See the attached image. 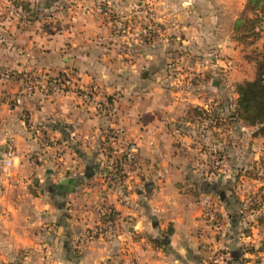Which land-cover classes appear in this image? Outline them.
Masks as SVG:
<instances>
[{
  "label": "crops",
  "instance_id": "obj_1",
  "mask_svg": "<svg viewBox=\"0 0 264 264\" xmlns=\"http://www.w3.org/2000/svg\"><path fill=\"white\" fill-rule=\"evenodd\" d=\"M245 1L0 0V70L13 75H0V264H246L234 221L251 201L249 218L264 215V177L244 175L264 139L233 113V85L254 78L232 39ZM115 130L117 149L139 152L113 176ZM233 182L259 198L237 204Z\"/></svg>",
  "mask_w": 264,
  "mask_h": 264
},
{
  "label": "trees",
  "instance_id": "obj_2",
  "mask_svg": "<svg viewBox=\"0 0 264 264\" xmlns=\"http://www.w3.org/2000/svg\"><path fill=\"white\" fill-rule=\"evenodd\" d=\"M263 24L264 0H246L243 10L232 25V39L244 47L252 46L259 39ZM252 61H254V78L251 81L233 85L234 93L237 95L233 113L235 119L240 120L244 126L255 128L252 134L253 138L264 139V46L262 51L256 52V57ZM190 113L200 118L202 116V112L196 108H190L188 114ZM107 137L110 138L111 135L108 134ZM262 152L264 154V144ZM263 161L260 159L259 164ZM118 163H114L112 170L109 171L113 176L114 174L118 175L121 171V166ZM254 171L255 167L253 170L246 171L244 175L256 179L258 176ZM263 221L261 219L260 222ZM257 251L264 252V243ZM248 252L252 253L253 249Z\"/></svg>",
  "mask_w": 264,
  "mask_h": 264
},
{
  "label": "rangeland",
  "instance_id": "obj_3",
  "mask_svg": "<svg viewBox=\"0 0 264 264\" xmlns=\"http://www.w3.org/2000/svg\"><path fill=\"white\" fill-rule=\"evenodd\" d=\"M240 46H243V45L240 44ZM253 49H254V45L251 47H248V48L245 47L244 49L241 50L242 55L241 54L240 55L245 57V58H249L250 60H252L256 57V52H257V51H254L255 49L254 50ZM262 50H263V45H262ZM0 75L4 78H10L11 76H13L9 72H3L1 70H0ZM43 77H42L41 85H42V83L44 84V82L46 83L47 77H45V78H43ZM49 80H52V78H49ZM69 82L71 85L72 79H69ZM262 147H263V145H262ZM262 159L264 160V154L262 156ZM259 161H260V159H259ZM257 166H259L258 169L255 168L257 176L260 178L264 177V161L260 164L258 162ZM251 170H253V168ZM249 179H251V178H249ZM256 179H258V178H256ZM231 186H232V188L234 187L233 189L231 188L230 191H232L233 196H234L237 204L243 205L245 200H248L250 198H259V194H258L259 190H258V186H256V185H255V190L257 189V191L254 192L255 197L254 196L252 197L251 195H249L245 199L242 197V188L237 190L235 182H233L231 184ZM246 188H249V190L251 191L252 187H246ZM223 191H225L223 193H227L226 190H223ZM260 199H262V198H260ZM250 210L256 211L255 204L253 201L248 202L247 208H245V210L243 209L242 213H239V214L237 213V218L236 219L234 218L235 224H236V222L239 223V225L237 227H238V229H240V233L243 234L244 236L248 237L247 243L243 244L244 249L246 250V253L248 254L247 258L243 259V263H246V264H248V263L249 264H264V252L263 251H257L260 248V246L264 243V221L260 222L261 219L264 220V215L261 216V215L256 213L257 215L255 214V215H253V217L249 218L248 212ZM209 212H212L216 217V222L211 223L212 224L211 226L216 227V225L220 221V218H218L217 213L215 211H213L211 209L206 211V213H209ZM254 217H255V219H254ZM259 219H260V221H259ZM206 220H207L208 226H209L210 221L207 219V217H206ZM228 222H229V220H228ZM229 224H230V222H229ZM256 226H259V227L257 228ZM251 249H253V252L249 253L248 250H251Z\"/></svg>",
  "mask_w": 264,
  "mask_h": 264
},
{
  "label": "built area",
  "instance_id": "obj_4",
  "mask_svg": "<svg viewBox=\"0 0 264 264\" xmlns=\"http://www.w3.org/2000/svg\"><path fill=\"white\" fill-rule=\"evenodd\" d=\"M31 81L35 86L42 87L49 92L72 93L77 97L83 99H88L89 97V91L86 88L72 83L70 85L69 79L66 76L57 77L52 80L46 78V83L44 82V84L42 83V85V76H32ZM120 135V130H115L111 133L110 138L112 139L111 142L113 145L110 146L109 159L107 161V165L105 166L107 170H111L113 164L117 162H119L118 164H120L121 168L132 164L138 154V146L133 142H127L121 150L117 149L116 141L117 138L120 137ZM13 156V146L11 144H6L2 152V159L6 166H9L11 164ZM205 216L210 221V223L216 222V217L212 212L206 213ZM90 237V235H85L84 237H82L81 241L85 242L86 240L90 239Z\"/></svg>",
  "mask_w": 264,
  "mask_h": 264
}]
</instances>
